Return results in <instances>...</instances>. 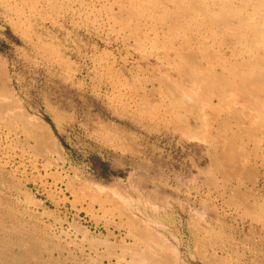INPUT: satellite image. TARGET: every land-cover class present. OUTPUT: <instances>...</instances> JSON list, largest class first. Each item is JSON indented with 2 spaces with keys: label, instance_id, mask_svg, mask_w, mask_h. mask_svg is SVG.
Here are the masks:
<instances>
[{
  "label": "rangeland",
  "instance_id": "rangeland-1",
  "mask_svg": "<svg viewBox=\"0 0 264 264\" xmlns=\"http://www.w3.org/2000/svg\"><path fill=\"white\" fill-rule=\"evenodd\" d=\"M69 1L0 0V91H6L0 95L15 105L16 118L0 121V264H264V126L251 118L259 117L240 87L241 68L231 50L217 51L204 26L185 12L193 31L186 34L170 15L169 0H163L170 11L162 19L135 0ZM186 2L198 7L197 0ZM194 16L199 23L201 16ZM184 44L201 68L208 65L204 54L217 57L218 71L217 60L227 56L237 81L231 86L245 100L232 96L215 105L217 87L205 85L204 91L194 68L182 72L176 59H157V48L179 51ZM41 116L52 131L43 132ZM25 117L40 135L26 133ZM226 148L228 162L222 160Z\"/></svg>",
  "mask_w": 264,
  "mask_h": 264
},
{
  "label": "bare ground",
  "instance_id": "bare-ground-1",
  "mask_svg": "<svg viewBox=\"0 0 264 264\" xmlns=\"http://www.w3.org/2000/svg\"><path fill=\"white\" fill-rule=\"evenodd\" d=\"M25 1V0H24ZM33 1V0H32ZM49 1V0H48ZM71 1V0H70ZM69 1V2H70ZM93 1V0H92ZM167 1V0H166ZM183 1H185V5H184V3H183ZM39 2V1H38ZM44 2H45V0H44ZM63 2V1H62ZM86 2H88V1H86ZM85 2V4H87ZM169 2L170 3H172V5H174V7H172L171 9V13H170V15H172V16H174V18H176L177 20H178V22H179V26H180V28L181 29H183L184 30V32L186 33V34H192V32L193 31H191L190 30V28H189V22L187 23L186 21H185V16L186 15H184V17H183V14L186 12V14L194 21V23L195 24H197V25H202V26H204V29H205V32L207 33V39L210 41V44L211 45H213L214 47H218L219 49H217V51H223V47L224 48H227V49H230L231 50V54L232 55H234V57H235V60L236 61H238V64H239V66H240V68H241V72H239V74H240V76H239V80L240 81H238V82H243V87H242V85L240 86L242 89H243V91L244 92H246V93H248L250 96H251V101H252V103L250 102V100H249V102H250V104H252V108L253 109H251L250 108V110L252 111V110H254L255 111V114L259 117L258 119H256L257 117H251V118H253V120H254V122L255 121H257V120H259L260 119V127H258V124H257V122H255L256 124H257V127L258 128H262L263 129V127H261V126H264V0H197V2H196V0H195V2H196V4L198 5V7H194V3H191V2H189V3H187L186 2V0H169ZM193 2H194V0H193ZM33 3V2H32ZM64 3V2H63ZM163 3V4H162ZM201 3H202V5H201ZM34 4V3H33ZM39 4V3H38ZM67 4V3H66ZM71 4V3H70ZM118 4V3H117ZM135 4L136 5H138V8L139 9H141L142 11H144V12H148L147 14H151V13H154V12H158V15H159V18H164V17H167L168 16V11H170L169 9L170 8H168V6H164V1L162 0H135ZM162 4V5H161ZM169 4V3H168ZM44 5V4H43ZM43 5L41 6V7H43ZM48 5V4H47ZM73 5V4H72ZM92 5V4H91ZM115 6H116V4H114ZM171 5V4H170ZM67 6V5H66ZM47 7V6H46ZM63 7V6H62ZM71 7H73V6H71ZM77 7V6H76ZM83 7H85V6H83ZM95 7V6H94ZM7 8V7H6ZM38 8H39V6H38ZM58 8V7H57ZM59 8H61V7H59ZM78 8V7H77ZM97 8V7H96ZM127 8V7H126ZM18 9V8H17ZM37 9V8H36ZM54 9V8H53ZM122 9V8H121ZM46 10V9H45ZM56 10V9H55ZM65 10V9H64ZM71 10V9H70ZM44 11V10H43ZM117 11V10H116ZM120 11V10H119ZM123 11V10H122ZM128 11V10H127ZM131 11V10H130ZM90 12V11H89ZM111 12V11H110ZM125 12V11H124ZM132 12V11H131ZM131 12H130V14H131ZM13 13V12H12ZM64 13H66V12H64ZM88 13V12H87ZM128 13H129V11H128ZM15 14V13H14ZM33 14V13H32ZM119 14V13H118ZM135 14V13H134ZM189 14H191V15H189ZM18 15V14H17ZM26 15H27V13H26ZM115 14H113V16H114ZM137 15V14H136ZM194 15H199V16H201V19H200V21H199V23H197V21H196V19H198L199 20V17L198 18H196ZM23 17H24V15H22ZM94 16V15H93ZM110 16V15H109ZM116 16V15H115ZM119 16H120V14H119ZM146 16V15H145ZM26 17V16H25ZM106 17V16H105ZM117 17V16H116ZM122 17H124V16H122ZM109 18V17H108ZM118 18V17H117ZM116 18V19H117ZM125 18V17H124ZM146 18H147V16H146ZM190 18H188V19H190ZM27 19V18H26ZM119 19V18H118ZM128 19V18H127ZM156 19V18H155ZM50 20V19H49ZM123 20V19H122ZM176 20V21H177ZM187 20V19H186ZM191 20V21H192ZM91 21V20H90ZM167 21V20H166ZM168 21H171V20H169L168 19ZM174 21V20H173ZM89 22V21H88ZM100 22V21H99ZM106 23V22H105ZM113 22H111V24H112ZM164 24H166V23H164ZM167 24H169V23H167ZM175 24V23H174ZM173 24V25H174ZM191 24V23H190ZM119 25V24H118ZM193 25V24H192ZM97 26V25H96ZM115 26V25H114ZM170 26V28H172V29H170V31H171V33L172 32H174V31H172V30H175V28H174V26L173 27H171V25H169ZM31 27V26H30ZM140 27V26H139ZM197 27V26H196ZM199 27V26H198ZM201 27V26H200ZM132 28V27H131ZM163 28V27H162ZM94 29H97L96 27L94 28ZM160 30V29H159ZM178 30V29H177ZM182 30V31H183ZM48 31V30H47ZM105 31V30H104ZM100 32V31H99ZM144 32V31H143ZM176 32V31H175ZM190 32V33H189ZM204 32V31H203ZM101 34V33H100ZM99 34V35H100ZM182 34V33H181ZM196 34V33H195ZM203 34V33H202ZM102 35V34H101ZM100 35V36H101ZM160 35V34H159ZM178 35V34H177ZM111 36V35H110ZM189 36V35H188ZM192 35H190V37H191ZM45 37V36H44ZM106 37V36H105ZM114 37V36H113ZM196 37V36H195ZM40 39V38H39ZM119 39V38H118ZM133 39V38H132ZM141 39V38H140ZM148 39V38H147ZM139 40V39H138ZM194 40V39H193ZM111 41V40H110ZM139 41H141V40H139ZM149 41V40H148ZM161 41V40H160ZM196 41V40H195ZM202 41V40H201ZM31 42V41H30ZM115 42V41H114ZM173 42V41H172ZM107 43V42H106ZM133 43V42H132ZM198 43V42H197ZM166 44V43H165ZM205 45H206V41H205V43H204ZM209 44V43H208ZM130 45V44H129ZM131 45H133V44H131ZM177 45V44H176ZM118 46V45H117ZM151 46H153V45H151ZM223 46V47H222ZM134 47V46H133ZM31 48V47H30ZM122 48V47H121ZM120 48V49H121ZM207 48V47H206ZM125 49V48H124ZM152 49V48H151ZM158 49V51H156V54L158 55L157 56V59H160V60H162V61H164V62H169L172 58L175 60H177L178 61V65H175V67H176V70H180V71H190V68H194V70H195V72L197 71V74H198V76H197V74H196V77H198V79H197V81H198V83H202V84H204V86H203V88H205V85H207V86H216L217 87V94H216V96L219 98V100H218V103H216L215 105H217V104H220L219 103V101H221L222 102V104H223V102L224 101H227L228 102V99L229 98H231L232 96H234V97H239V96H241V95H243V94H245V93H243V94H241L240 95V92H239V90H238V88L236 87V89H235V87L234 86H231V85H233V83H234V81L236 80H234V78L233 79H231V77H230V73H228V70H227V61H225V58L227 57V56H225V55H222L221 57H219V59L217 60V61H219L217 64H219L218 66L220 67V71H218L217 69L215 70L214 69V67H215V65L213 64V62H212V60L213 59H216L214 56H212L211 54H209V55H207V54H204V56H202V58L203 59H205L207 62L206 63H208V65L207 66H204L203 68H201V67H199V66H197V60H196V58L198 59V57H196L195 55L193 56V52L191 53V47L189 46V45H186V44H184V45H182V47L180 48V50L178 51V49L176 48L175 50L173 49V51H171V50H169V49H166L164 46H161L160 48H157ZM171 49V48H170ZM210 49V48H209ZM107 50V49H106ZM106 50H104L105 52H106ZM128 50V49H127ZM126 50V51H127ZM149 50V49H148ZM211 50H213V49H211ZM225 50V49H224ZM132 51V50H131ZM134 51V50H133ZM215 51V50H214ZM213 51V52H214ZM217 51H215V52H217ZM112 52V51H111ZM127 52H129V50L127 51ZM208 52V51H207ZM206 52V53H207ZM107 53V52H106ZM109 53V52H108ZM134 53V52H133ZM152 53H154V52H152ZM209 53V52H208ZM223 53V52H222ZM126 54V53H125ZM220 54V53H219ZM230 54V53H229ZM105 55V54H104ZM110 55V54H109ZM137 55V54H136ZM155 55V54H154ZM112 56V55H111ZM115 56V55H114ZM122 56V55H121ZM138 56V55H137ZM140 56V55H139ZM145 55H143V57H144ZM231 56V55H230ZM132 57V56H131ZM146 57V56H145ZM170 57H172L171 59H170ZM43 58V57H42ZM109 58V57H108ZM113 58V57H112ZM115 58V57H114ZM137 58V57H136ZM155 58V57H154ZM92 59H94V58H92ZM103 59H104V57H103ZM126 59V58H125ZM33 60V59H32ZM95 60V59H94ZM93 60V61H94ZM113 60H115V59H113ZM28 61V60H27ZM97 61V60H96ZM105 61V60H104ZM134 61V60H133ZM35 62V61H34ZM40 62V61H39ZM51 62V61H50ZM128 62H129V60H128ZM141 62V61H140ZM164 62H163V64H164ZM195 62H196V65H195ZM107 63V62H106ZM111 64L113 63H115V62H110ZM139 63V62H138ZM131 64H132V62H131ZM147 64H148V61H147ZM171 64V63H170ZM236 64V63H235ZM5 65V64H4ZM96 65V64H95ZM104 65V64H103ZM120 65V64H119ZM143 65V64H142ZM152 65V64H151ZM202 65V64H201ZM117 66V65H116ZM135 68H137V66L138 65H136L135 64ZM118 67V66H117ZM130 67V66H129ZM145 67V66H144ZM147 67H149V64H148V66ZM147 67H146V69H147ZM153 67V66H152ZM158 67H159V65H158ZM218 67V68H219ZM94 68H96V67H94ZM106 68V67H105ZM123 68V67H122ZM121 68V69H122ZM134 68V67H133ZM142 68V67H141ZM150 68V67H149ZM55 69V68H54ZM140 68H138V70H139ZM156 69V68H155ZM162 69V68H161ZM97 70V69H96ZM133 70V69H132ZM145 70V69H144ZM159 71H160V69H158ZM104 71V70H103ZM143 71V70H142ZM169 71H170V69H169ZM234 71V70H233ZM121 72V71H120ZM126 72V71H125ZM128 72H131V70L129 69V71ZM134 72V71H133ZM149 72V71H148ZM150 72H151V70H150ZM149 72V73H150ZM153 72V71H152ZM155 72V71H154ZM165 72V71H164ZM191 72V71H190ZM195 72H193V74L195 73ZM113 73V72H112ZM119 73V72H118ZM122 73V72H121ZM136 73V72H135ZM138 73V72H137ZM144 73V72H143ZM192 73V72H191ZM3 74V73H2ZM97 74V73H96ZM111 74V73H110ZM123 74V73H122ZM124 74H126V73H124ZM154 74V73H153ZM159 74V73H158ZM161 74H162V71H161ZM161 74H159V76L161 75ZM172 74V73H171ZM1 75V74H0ZM101 75H102V73H101ZM120 75V74H119ZM134 75V74H133ZM152 75V74H151ZM155 75H156V73H155ZM167 75H170L169 73L168 74H166L165 76L167 77ZM2 76V75H1ZM123 76V75H122ZM136 76V75H135ZM143 76H145L144 74H143ZM195 76V75H194ZM102 77V76H101ZM114 77V76H113ZM121 77V76H120ZM130 77V76H129ZM147 77H149V76H147ZM151 77V76H150ZM152 77H153V75H152ZM160 77H163V76H160ZM143 78V80H144V77H142ZM168 78V77H167ZM236 78H238L237 76H236ZM107 79V78H106ZM119 79V78H118ZM161 79V78H160ZM100 80V79H99ZM137 80H139V79H137ZM147 80V79H146ZM145 80V81H146ZM151 80H154L153 78H151ZM158 80V79H157ZM7 81V80H6ZM61 81V80H60ZM114 81V80H113ZM142 81V80H141ZM163 81V80H162ZM170 81V80H169ZM112 82V81H111ZM122 82V81H121ZM142 82H144V81H142ZM148 82V81H147ZM161 81L159 80V85H161V84H163V82H161ZM170 82H172V81H170ZM235 82H237V81H235ZM120 83V82H119ZM132 83V82H131ZM149 83V82H148ZM155 83V82H154ZM154 83H153V85H154ZM157 83V82H156ZM155 83V84H156ZM173 83H174V81H173ZM188 83V82H187ZM240 83V84H241ZM128 84V83H127ZM143 84V83H142ZM165 85H163V87L165 86L166 87V83H164ZM175 84V83H174ZM63 85V84H62ZM115 85H116V83H115ZM235 85V84H234ZM143 86H144V84H143ZM147 86V85H146ZM156 86V85H155ZM176 86V85H175ZM195 86V85H194ZM206 86V87H207ZM235 86H237V85H235ZM2 87H4V85L2 86ZM6 87V86H5ZM145 87V86H144ZM154 86H151V88H153ZM232 87H234V88H232ZM239 87V89H241ZM0 88H1V86H0ZM130 88H131V86H130ZM142 88V87H141ZM148 88V87H147ZM151 88H150V90H151ZM157 88H159V87H157ZM174 88V87H173ZM176 88V87H175ZM201 88H202V86H200V88H198V91H200L201 90ZM3 89H5V88H3ZM143 89H145V88H143ZM154 89H156V88H154ZM160 89H162L161 87H160ZM159 89V90H160ZM194 89H195V87H194ZM7 90V89H6ZM130 90V89H129ZM137 90V89H136ZM150 90H148V91H150ZM188 90V89H187ZM197 90V89H196ZM205 90H207L206 88L204 89V91ZM14 91V90H13ZM155 92L154 93H156L157 92V89L156 90H154ZM189 91H192V90H189ZM195 91V90H194ZM193 91V93L195 94V92ZM241 91V90H240ZM1 92V91H0ZM6 91L4 90V91H2L1 93H2V95L5 93ZM151 92V91H150ZM164 92V91H163ZM163 92L161 93V94H163ZM169 92V91H168ZM180 92V91H179ZM179 92H174L175 94H177V93H179ZM202 92H203V90H202ZM0 93V94H1ZM148 93V92H147ZM146 93V94H147ZM158 93V92H157ZM201 93V92H200ZM199 93V94H200ZM206 93H207V91H206ZM151 94H152V92H151ZM160 94V93H159ZM166 94H167V92H166ZM169 94H172V93H169ZM174 94V95H175ZM187 94V96H188V98L187 99H189V97H191V96H189V94L188 93H186ZM186 94L184 95L185 96V98L184 99H186ZM197 95L198 97L200 96V95ZM204 94V93H203ZM212 94V93H211ZM214 94H215V92H214ZM122 95V94H121ZM154 95V94H153ZM156 95V94H155ZM163 95H165V94H163ZM179 95V94H178ZM183 95V94H182ZM205 96H206V94H204ZM113 96V95H112ZM146 96V95H145ZM181 96V95H180ZM193 96V95H192ZM209 96V95H208ZM215 96V97H216ZM246 97H248L247 95H245ZM4 97H5V95H4ZM3 97V98H4ZM111 97V96H110ZM126 97V96H125ZM162 97V96H161ZM171 97H172V95H171ZM177 97V96H176ZM214 97V98H215ZM233 97V98H234ZM158 98H160V97H158ZM165 98V97H164ZM181 98H182V96H181ZM192 98V97H191ZM197 98V97H196ZM207 98V97H206ZM243 99H244V95H243V97H242ZM253 98V99H252ZM4 99H7V97H5ZM4 99H2V97H1V95H0V121H2V122H4V123H6L5 125H7V123H12V121H13V118H15V113H14V109L11 107V106H13L14 104H12L11 106L10 105H8L5 101H4ZM9 99H10V97H9ZM148 99V98H147ZM177 99V98H176ZM183 99V100H184ZM187 99H186V101H187ZM193 99V98H192ZM203 99H205V98H202V100ZM235 99V98H234ZM241 99V98H240ZM243 99H241V100H243ZM248 99V98H247ZM102 100V99H101ZM107 100V99H106ZM109 100V99H108ZM200 99L198 98V101H199ZM231 100V99H230ZM245 100V99H244ZM129 101V100H128ZM151 101V100H150ZM167 101H169L168 100V96H167ZM189 101V100H188ZM192 101V100H191ZM191 101L189 102V103H191ZM197 101V102H198ZM208 101V100H207ZM206 101V102H207ZM247 101V100H246ZM165 102V101H164ZM171 102V101H170ZM169 102V103H170ZM183 102V101H182ZM185 102V101H184ZM197 102H195L196 104H197ZM203 102V101H202ZM201 102V103H202ZM209 102H211L210 100H209ZM227 102H226V104H227ZM234 102L236 103V101L234 100ZM239 102V101H238ZM243 102V101H242ZM151 103V102H150ZM161 103V102H160ZM205 103V102H204ZM230 103V105H231V103H233V100L231 101V102H229ZM228 103V104H229ZM45 104V103H44ZM173 104H174V102H173ZM176 104V103H175ZM192 104H194V103H192ZM195 104V105H196ZM205 104H207V103H205ZM210 104V103H209ZM225 104V103H224ZM234 104V103H233ZM241 104V103H240ZM244 105H245V103H243ZM159 105V104H158ZM170 105V104H169ZM177 105V104H176ZM185 105V104H184ZM183 105V103H182V106H184ZM190 105V104H189ZM214 105V106H215ZM243 105V106H244ZM246 105H249V104H246ZM15 106V105H14ZM48 106V105H47ZM153 106V105H152ZM156 106V105H155ZM155 106H153V107H155ZM162 106H163V104H162ZM161 106V107H162ZM178 106V105H177ZM180 106V105H179ZM197 106H199V104H197ZM209 106V105H208ZM213 106V105H212ZM211 106V107H212ZM233 107H235L234 105H232ZM237 106H238V104H237ZM242 106V104H241V108L243 107ZM250 106V105H249ZM50 107V106H49ZM130 107V106H129ZM153 107H152V110H154L153 109ZM190 107V106H189ZM201 107V106H200ZM199 107V108H200ZM239 107V106H238ZM248 107V106H247ZM157 108V107H156ZM160 108V107H159ZM169 108H171V107H169ZM173 108V107H172ZM175 108V107H174ZM177 108V107H176ZM178 108H180V107H178ZM177 108V109H178ZM184 108H186V107H184ZM188 108V107H187ZM186 108V109H187ZM202 108V107H201ZM200 108V109H201ZM237 108V107H236ZM235 108V109H236ZM240 108V107H239ZM244 108H246V107H244ZM49 109V108H48ZM182 109V108H181ZM180 109V110H181ZM192 109V108H191ZM203 109V108H202ZM215 109H217V108H215ZM222 109H223V107H222ZM225 109V108H224ZM234 109V110H235ZM55 110V109H54ZM164 110H165V112H166V107H164ZM179 110V109H178ZM189 110V109H188ZM199 110V109H198ZM219 111H220V109H218ZM242 110H243V108H242ZM242 110H241V112H242ZM52 111V110H51ZM169 111V110H168ZM186 111V110H185ZM190 111V110H189ZM202 110H200V112H201ZM226 111V110H225ZM254 111H253V113H254ZM26 112V111H25ZM134 112H135V110H134ZM161 112V111H160ZM164 112V113H165ZM171 112H173V110H171ZM174 112H177L176 110L174 111ZM187 112V111H186ZM214 112V111H213ZM212 112V113H213ZM216 112V111H215ZM229 112V111H228ZM238 114H239V112L238 111H236ZM244 112V111H243ZM247 112V111H246ZM158 113H159V111H158ZM163 113V112H162ZM203 113V111L201 112V114ZM232 113V112H231ZM233 113H234V111H233ZM232 113V114H233ZM237 113H235V114H237ZM136 114V113H135ZM150 114H152V113H150ZM165 114H167V113H165ZM171 113H169L168 115H170ZM181 114V113H180ZM187 114V113H186ZM225 114V113H224ZM237 114V115H238ZM242 114H244V113H241L240 115H242ZM247 114V113H246ZM23 115V114H22ZM29 115V114H28ZM59 115V114H58ZM153 115V114H152ZM159 115H161V114H159ZM171 115H173V114H171ZM203 115V114H202ZM209 115H211L212 116V114H209ZM237 115H235V116H237ZM251 115H252V113H251ZM250 115V116H251ZM17 116V115H16ZM19 116H21V115H19ZM176 116V115H175ZM174 116V117H175ZM178 116V115H177ZM186 115H184V117H185ZM243 116V115H242ZM59 117H60V115H59ZM138 117V116H137ZM154 117V116H153ZM171 117H173V116H171ZM187 117V116H186ZM208 117V116H207ZM213 117V116H212ZM216 117V116H215ZM214 117V118H215ZM244 117V116H243ZM247 117V116H246ZM149 118V117H148ZM155 118H156V115H155ZM158 118V117H157ZM211 118V117H210ZM209 118V119H210ZM220 118H221V116H220ZM240 118H242V117H240ZM245 118V117H244ZM16 119V118H15ZM17 119H18V116H17ZM24 119V125H25V127L24 128H27V130H26V133H27V131L29 132V133H31V134H33L34 133V135L36 134V133H38L39 132V130H40V128H38V125L37 124H33V121L32 120H30V119H28V117H25V118H23ZM39 119V121H40V123L42 124V126H43V128H44V130H43V132H49L50 130L52 131L53 129H52V125H51V123H49L45 118H44V116H41V117H39L38 118ZM167 119V118H166ZM169 119V118H168ZM193 119V118H192ZM208 119V118H207ZM208 119V120H209ZM237 119V118H236ZM247 119H249L248 117H247ZM19 120H20V117H19ZM19 120H17L18 122H19ZM32 121V122H30V121ZM173 121H174V119H172ZM172 120H168V121H172ZM214 119H212V120H210V121H212L213 123H214V121H213ZM252 120V119H251ZM253 120H252V123H253ZM16 120H15V123L17 122ZM165 121V120H164ZM167 121V120H166ZM165 121V122H166ZM188 121V120H187ZM204 121V120H203ZM22 121L20 120V123H21ZM151 122V121H150ZM177 122H178V120H177ZM186 122V121H185ZM246 122V121H245ZM3 123V124H4ZM36 123V122H35ZM40 123H39V126H40ZM57 123V122H56ZM113 123V122H112ZM173 123H175V122H173ZM172 123V124H173ZM186 123H188V122H186ZM193 123V122H192ZM198 123V122H197ZM239 123V122H238ZM237 123V125L238 126H240L239 124ZM242 123V122H241ZM247 123H248V121H247ZM254 123V125L256 126V124ZM18 124V123H17ZM23 124V123H22ZM250 124H251V121H250ZM4 125V126H5ZM106 125V124H105ZM109 125V124H108ZM186 125V124H185ZM3 126V125H2ZM3 126V127H4ZM18 126V125H17ZM20 126V125H19ZM21 126H23V125H21ZM102 126H104L103 124H102ZM111 126V125H110ZM193 126V125H192ZM191 126V127H192ZM205 126V125H204ZM243 126V125H242ZM249 126V125H248ZM41 127V126H40ZM181 127H182V125H181ZM191 127H190V129H191ZM203 127V126H202ZM207 128H209V125L208 126H206ZM216 127V126H215ZM0 128H2L1 126H0ZM10 128H11V126H10ZM13 128V127H12ZM14 128H15V126H14ZM103 128H105V127H103ZM107 128H110L109 126H107ZM221 128V127H220ZM236 128V127H235ZM256 128V127H255ZM4 129V128H3ZM22 129V128H21ZM102 129V128H101ZM106 129V128H105ZM213 129V128H212ZM217 129V128H216ZM229 129V128H228ZM2 130V129H1ZM42 130V129H41ZM63 130V129H62ZM96 130V129H95ZM94 130V131H95ZM104 130V129H103ZM205 131H207L206 129H204ZM210 130V129H209ZM218 130V129H217ZM256 130V129H255ZM260 129H258V131H259ZM3 131V130H2ZM5 131V130H4ZM7 131H9V130H7ZM7 131H5V132H7ZM19 131V130H18ZM97 131V130H96ZM95 131V132H96ZM99 131H100V129H99ZM106 131V130H105ZM104 131V132H105ZM108 131V130H107ZM185 131V130H184ZM224 131H226V130H224ZM233 131V130H232ZM12 132V131H11ZM19 132H22V130L21 131H19ZM41 132V131H40ZM40 132L38 133L39 135H40ZM98 132V131H97ZM198 132V131H197ZM208 133H209V131H207ZM255 132V131H254ZM4 133V132H3ZM2 133V134H3ZM10 133V132H9ZM15 134H16V132H14ZM18 133V132H17ZM42 133V132H41ZM93 133V132H92ZM205 134H206V132H204ZM228 133V132H227ZM257 133H261V132H257ZM256 133V134H257ZM5 134V136H6V133H4ZM21 134V133H20ZM30 134V135H31ZM106 134V133H105ZM200 134V133H199ZM203 134V133H202ZM252 134H254V133H252ZM17 135V134H16ZM16 135L14 136V138L16 137ZM27 135V134H26ZM97 135H99V134H97ZM229 135H231V134H229ZM245 135V134H244ZM243 135V136H244ZM251 135V134H250ZM264 135V134H263ZM192 136V135H191ZM195 136V135H194ZM210 136V135H209ZM211 136H213L212 134H211ZM237 136V135H236ZM258 136H260V135H258ZM8 137V136H7ZM6 137V138H7ZM10 137H12V136H10ZM9 137V138H10ZM18 137V136H17ZM20 137V136H19ZM35 137H36V135H35ZM48 137V136H47ZM105 137V136H104ZM215 137L217 138L218 136H216L215 135ZM224 137V136H223ZM251 138H252V136H250ZM5 138V137H4ZM8 138V139H9ZM34 138V137H33ZM37 138H38V135H37ZM210 137H208V139H209ZM12 139V138H11ZM30 139H32V138H30ZM35 139V138H34ZM42 139V138H41ZM198 139V138H197ZM232 139V138H231ZM231 139H229V140H231ZM248 139V138H247ZM7 140V139H6ZM204 140H205V138H204ZM211 140H212V138H211ZM216 140H218V139H216ZM215 140V141H216ZM221 140V139H220ZM228 140V139H227ZM226 140V141H227ZM233 140H235V139H232V141ZM238 140V139H237ZM253 140V139H252ZM251 140V141H252ZM256 140V139H255ZM254 140V141H255ZM258 140L260 141V139H259V137H258ZM13 141V140H12ZM15 141V140H14ZM37 141V140H36ZM206 141V140H205ZM219 141V140H218ZM231 141V142H232ZM7 142V141H6ZM23 142H25V141H23ZM208 142H210V141H208ZM207 142V143H208ZM212 142L214 143V140H212ZM223 142V141H222ZM253 142V141H252ZM15 143V142H14ZM20 143V142H19ZM213 143H210V145H213ZM219 143H221V142H219ZM233 143V142H232ZM246 143V142H245ZM260 144H261V142H259ZM9 144V143H8ZM223 144H225V146L224 147H227L226 146V144L228 145V144H230V143H223ZM234 144V143H233ZM242 144V143H241ZM256 143H254V145H255ZM11 145V144H10ZM219 145H221V144H219ZM258 144H256V146H257ZM38 146V145H37ZM218 146V145H217ZM222 146V145H221ZM264 146V145H263ZM0 147H2V146H0ZM12 147V146H11ZM23 147V146H22ZM213 147V146H212ZM223 147V146H222ZM234 148H235V146H233ZM15 147H13L12 149H14ZM34 148V147H33ZM217 148V147H216ZM230 148V147H229ZM239 148V147H238ZM256 148V147H255ZM257 148H258V146H257ZM260 149V148H259ZM15 150V149H14ZM14 150H12V151H14ZM18 150V149H17ZM23 150V149H22ZM21 150V151H22ZM36 150V149H35ZM35 150L33 149V151L35 152ZM40 150V149H39ZM226 151L224 152V155H223V161H224V159H225V161H227V160H230L231 159V153L229 152V150H228V148H226L225 149ZM234 151H235V149H233ZM2 151V150H1ZM29 151V150H28ZM37 151V150H36ZM42 151V150H41ZM257 151V150H256ZM7 152V151H6ZM25 152V151H24ZM37 152H39V151H37ZM44 152V151H43ZM219 152V151H218ZM233 152V151H232ZM236 152V151H235ZM9 153V152H8ZM222 152H220V154H221ZM259 153H260V150H259ZM258 153V154H259ZM2 154V153H1ZM7 154V153H6ZM19 154V153H18ZM26 154V153H25ZM217 154V151L215 152V155ZM220 154L218 155V156H220ZM257 154V153H256ZM255 154V155H256ZM60 155V154H59ZM234 157L235 156H237V153H236V155H234V154H232ZM5 156V155H4ZM13 156V155H12ZM17 156V155H16ZM239 157V156H238ZM249 157V156H248ZM222 158V157H221ZM246 158V157H245ZM219 159V158H218ZM253 159H256V158H253ZM264 159V158H263ZM220 160V159H219ZM233 160V159H232ZM232 160H231V162H232ZM5 161V160H4ZM255 161V160H254ZM228 162V161H227ZM230 161H229V163H231ZM238 162H239V160H238ZM263 163H264V160L262 161ZM12 163V162H11ZM236 163H237V160H236ZM6 164V163H5ZM221 164V166H223L222 165V162L220 163ZM239 164H240V162H239ZM242 164V163H241ZM244 164V163H243ZM22 165H23V163H22ZM229 165V164H228ZM242 166V165H241ZM244 166V165H243ZM217 167V166H216ZM225 167V166H224ZM226 167H227V169H229V167L226 165ZM240 167V166H239ZM45 168V167H44ZM232 168V167H231ZM37 170V169H36ZM222 170V169H221ZM264 170V169H263ZM242 171V170H241ZM225 172V171H224ZM54 173V172H53ZM223 173V172H222ZM226 173H227V171H226ZM232 173V172H231ZM228 174V173H227ZM241 174V173H240ZM213 175V174H212ZM224 175V174H223ZM229 175H231L230 174V171H229ZM260 175V174H259ZM232 176V175H231ZM231 176H228L229 177V181H230V178H232ZM243 176V175H242ZM214 177V176H213ZM227 177V178H228ZM262 177V176H261ZM237 178H238V176H237ZM225 180H227L226 178H224ZM239 179V178H238ZM237 180V179H236ZM241 180V179H240ZM232 181V180H231ZM230 181V182H231ZM237 182H239V181H237ZM254 182H256V181H254L253 180V183ZM227 183V182H226ZM252 183V182H251ZM229 184H231V183H229ZM228 184V185H229ZM226 186V185H225ZM230 186V185H229ZM240 186V185H239ZM226 189V188H225ZM252 189V188H251ZM254 189V188H253ZM262 190V189H261ZM226 191V190H225ZM240 191V190H239ZM263 191H264V189H263ZM253 192V191H252ZM251 192V193H252ZM256 192V191H255ZM261 194H262V192H261ZM230 195V197L232 196L231 195V193L229 194ZM259 195V194H258ZM254 196H255V194H254ZM259 196H263V195H259ZM229 197V196H228ZM236 197H239L238 195L236 196ZM248 197V196H247ZM240 198V197H239ZM251 198V197H250ZM241 199V198H240ZM260 199V198H259ZM258 199V200H259ZM229 200V199H228ZM231 200V199H230ZM252 200H253V198H252ZM255 200V199H254ZM257 200V199H256ZM256 200H255V202H256ZM241 201V200H240ZM260 201V200H259ZM228 202V201H227ZM238 202H239V199H238ZM253 202V201H252ZM258 202V201H257ZM256 202V203H257ZM116 203V202H115ZM232 203V202H231ZM236 203V202H235ZM249 203V201L246 203V205H249L248 204ZM262 203V202H261ZM264 203V202H263ZM237 204L238 203H236V206H237ZM88 205V204H87ZM255 205V204H254ZM264 205V204H263ZM256 206V205H255ZM237 207H239V206H237ZM244 207V206H243ZM263 206H261V208H262ZM260 208V209H261ZM250 210V209H249ZM248 211V210H247ZM131 212V211H130ZM259 213H261L260 211L258 212V214ZM261 216H263V209H262V213L260 214ZM260 215H258V216H260ZM260 219V218H259ZM258 219V222L260 223V220ZM261 219H264V216L261 218ZM262 222V221H261ZM263 223H264V220H263ZM141 227V226H140ZM264 227V226H263ZM147 228V227H146ZM254 229V228H253ZM149 231V230H148ZM1 235V234H0ZM141 237H143V236H141ZM140 237V238H141ZM146 241H147V238H146ZM162 242V241H161ZM141 243V242H140ZM150 243V242H149ZM150 244H152V242L150 243ZM160 244V243H159ZM153 245V244H152ZM162 245V244H161ZM109 246V245H108ZM116 247V246H115ZM153 247H155V246H153ZM133 248V247H132ZM147 248H149V247H147ZM169 248V247H168ZM135 249V248H134ZM150 250V249H149ZM156 250H157V248H156ZM124 251V250H123ZM122 251V252H123ZM132 251V250H131ZM138 251H139V249H138ZM147 251V250H146ZM150 252V251H149ZM153 252V251H152ZM161 252V251H160ZM157 253V252H156ZM142 254V253H141ZM141 254H140V257H141ZM228 254V253H227ZM227 254H225L226 256H227ZM145 255H147V254H145ZM170 255V254H169ZM125 258V257H124ZM224 258H225V256H224ZM116 259V258H115ZM117 260H119V259H117ZM159 260V259H158ZM150 261V260H149ZM153 261V260H152ZM144 262V261H143ZM147 262V261H146ZM154 263V262H153ZM152 263V264H153ZM161 263V262H160ZM137 264V263H136ZM150 264V263H149ZM166 264V263H165ZM181 264V263H180ZM231 264V263H230Z\"/></svg>",
  "mask_w": 264,
  "mask_h": 264
}]
</instances>
